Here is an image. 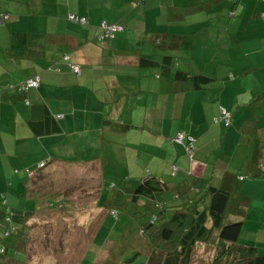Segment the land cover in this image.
<instances>
[{
    "label": "crops",
    "instance_id": "1",
    "mask_svg": "<svg viewBox=\"0 0 264 264\" xmlns=\"http://www.w3.org/2000/svg\"><path fill=\"white\" fill-rule=\"evenodd\" d=\"M2 14L8 20L0 24V264H69L61 242L56 247L49 237L56 224L41 216L65 211L67 200L50 199L65 196L60 186L71 172L94 177L90 193L100 211L103 160L112 166L119 157L134 170L127 201L146 178L163 188L134 202L135 212L149 201L152 209L165 204L156 195L165 200L166 191L188 203L177 206L204 210L210 186L228 190L244 209L240 241L264 256V233L261 242L256 237L264 225V2L0 0ZM102 22L122 30L99 40ZM184 76L208 80L196 86ZM36 77V89L17 92ZM220 108L231 116L227 126L215 122ZM178 133L193 139L191 156L186 142L173 141ZM166 207L168 220L173 211ZM250 225L253 238L243 235ZM12 236L22 241L9 257L4 241ZM143 245L150 258L151 241Z\"/></svg>",
    "mask_w": 264,
    "mask_h": 264
},
{
    "label": "rangeland",
    "instance_id": "2",
    "mask_svg": "<svg viewBox=\"0 0 264 264\" xmlns=\"http://www.w3.org/2000/svg\"><path fill=\"white\" fill-rule=\"evenodd\" d=\"M119 158L115 161V165L112 166H108L107 159L104 158L103 160L104 176L101 178L100 175V182H102L101 186L103 185L105 188V193L100 203V206H103L100 211L93 208L95 200L92 197L93 193H90V191L93 192L94 183H92V179L94 177H90L87 173L83 175L82 173L71 172L70 177H68L69 180L63 181L60 186L64 188L65 196H59L56 200L55 198L50 199L51 204L54 201H61L58 203L65 204L67 200L65 211L44 212L41 216L43 223L52 222V224H56L49 237L52 238L56 247L61 242L69 264H75L78 261V264H98L97 262L99 264H146L148 257L142 255L144 253L141 252L144 250V240H150L152 246L156 248L152 231L159 229L162 224L170 219H164L165 213L161 209L157 207L152 209L151 206L154 202L149 201V208L136 210V212L131 208L134 202L126 200L125 188L128 187L127 181L134 170L129 168V161L125 163V159ZM137 171L140 170L137 169ZM82 178L85 179L84 182L86 184L84 193V195H87L86 199L83 198V191H78L81 188L78 187L80 183L76 182V180L82 182ZM95 183L97 184V182ZM69 188L70 190L68 191ZM67 194H69L68 199ZM162 194L166 195L167 198L159 201L157 194L156 201L165 202V205L167 203L166 208H168V211L175 212L183 208L175 203L188 204L184 198L181 199L182 197L175 198L173 192L166 191ZM29 201L27 205H35V201ZM127 205H129V210ZM110 211L115 215L111 216ZM167 215L170 214L167 212ZM83 218L84 221H82ZM153 218L154 221L149 226V219L152 221ZM251 219L247 218V221ZM78 223L84 225V231L78 229ZM253 228L255 227L250 225L247 230L244 229L243 235L253 238V234L250 233ZM257 229L259 233L256 237L261 242L263 240L264 225ZM141 230H144L143 235ZM16 240L18 241L16 242ZM19 241L22 240H19L18 236H12L4 241V245L7 248V256L10 257V254L15 251V246H17ZM136 247H139V249H136ZM103 250L104 252H102ZM57 251L58 249H55L53 254L55 260L58 256ZM212 254V249L208 248V246L197 245L192 256L193 264H209Z\"/></svg>",
    "mask_w": 264,
    "mask_h": 264
},
{
    "label": "trees",
    "instance_id": "3",
    "mask_svg": "<svg viewBox=\"0 0 264 264\" xmlns=\"http://www.w3.org/2000/svg\"><path fill=\"white\" fill-rule=\"evenodd\" d=\"M260 1L264 2V0ZM7 20L8 18L0 24H4ZM261 20L264 21V16ZM144 62L151 63L146 60ZM187 79L194 81L196 86L208 80L206 77H185L184 80ZM189 80H187L188 83ZM222 111L229 114L225 109L220 108L215 122H223L220 120ZM239 180L243 182L245 179L240 178ZM162 189L156 179L146 178L134 189L132 200L137 202L139 198L153 199L155 194ZM208 193L210 201L207 208L198 210L196 203L186 208L183 207L179 211L172 212L173 215L169 221L162 224L159 229L152 231L156 248H153L155 250H152V255L146 264H191L196 246L202 244L212 249L213 254L209 264H264V256L258 254L256 246L240 241L244 209L239 206V201L232 200V192L210 186ZM157 204L154 207L163 210L165 204ZM228 212L234 219H229ZM110 213L111 216L115 215L112 211ZM153 221L154 218L152 221L149 219V226ZM141 233L143 235L144 230H141Z\"/></svg>",
    "mask_w": 264,
    "mask_h": 264
},
{
    "label": "built area",
    "instance_id": "4",
    "mask_svg": "<svg viewBox=\"0 0 264 264\" xmlns=\"http://www.w3.org/2000/svg\"><path fill=\"white\" fill-rule=\"evenodd\" d=\"M143 1V0H138ZM8 17L6 15H0V23L4 22ZM68 19L72 22L75 23H79V24H85V19L84 18H78L73 14H70L68 16ZM122 30V28L118 25H108L104 22H102L100 24V33L98 35V39H112L114 37V34H116L117 32H120ZM70 60V56L69 55H64L62 56V61L65 63H68ZM70 69L72 70L73 73L75 74H79L80 73V68L78 65L73 64V63H69L68 64ZM39 86V79L38 77L33 78V79H29L27 81H25L24 83L20 84L17 86L16 90L18 93H25L29 90L32 89H36ZM220 120H222L226 125H228L230 123V116L229 114H227L225 111L221 112V116H220ZM173 141L175 143L181 144L183 142H186V152L189 156L192 155L193 152V139H191L190 137H186L183 133H178L174 138ZM45 166V163H41L39 164V168H42ZM5 221L7 223L11 222V218L8 215V212L5 216ZM5 251L4 247H2L0 245V255L3 254Z\"/></svg>",
    "mask_w": 264,
    "mask_h": 264
}]
</instances>
